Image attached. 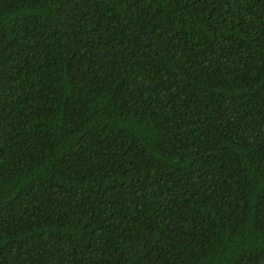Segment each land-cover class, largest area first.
I'll list each match as a JSON object with an SVG mask.
<instances>
[{"label":"trees","instance_id":"1","mask_svg":"<svg viewBox=\"0 0 264 264\" xmlns=\"http://www.w3.org/2000/svg\"><path fill=\"white\" fill-rule=\"evenodd\" d=\"M0 264H264V0H0Z\"/></svg>","mask_w":264,"mask_h":264}]
</instances>
